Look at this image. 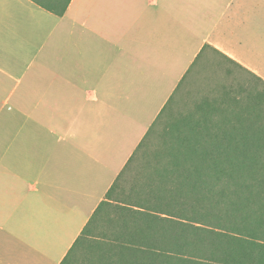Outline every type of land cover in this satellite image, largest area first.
Returning <instances> with one entry per match:
<instances>
[{"label": "crops", "instance_id": "1", "mask_svg": "<svg viewBox=\"0 0 264 264\" xmlns=\"http://www.w3.org/2000/svg\"><path fill=\"white\" fill-rule=\"evenodd\" d=\"M207 52L264 80V0H0V264L62 263Z\"/></svg>", "mask_w": 264, "mask_h": 264}, {"label": "trees", "instance_id": "2", "mask_svg": "<svg viewBox=\"0 0 264 264\" xmlns=\"http://www.w3.org/2000/svg\"><path fill=\"white\" fill-rule=\"evenodd\" d=\"M31 1L56 16L70 2ZM194 67L61 264H264V92L223 89L231 99L175 114ZM158 132L160 146L147 151Z\"/></svg>", "mask_w": 264, "mask_h": 264}, {"label": "rangeland", "instance_id": "3", "mask_svg": "<svg viewBox=\"0 0 264 264\" xmlns=\"http://www.w3.org/2000/svg\"><path fill=\"white\" fill-rule=\"evenodd\" d=\"M262 81L253 78L245 70L235 67L234 64L220 59L217 54L207 52L194 67L193 72L188 76L182 89L174 98L173 111L175 114L187 113L193 109L195 104L203 100L214 103L220 99H231L228 93L225 92V95L222 93L223 89L229 91V94L236 98H244L246 92L263 93L264 83ZM169 116L170 114L163 118L165 124ZM235 126L240 127L241 125L235 124ZM246 126L252 130L251 125ZM160 134H154L151 137L147 151L157 145L160 146ZM81 259H83V255L80 256Z\"/></svg>", "mask_w": 264, "mask_h": 264}]
</instances>
